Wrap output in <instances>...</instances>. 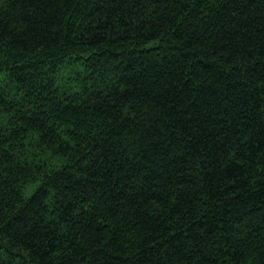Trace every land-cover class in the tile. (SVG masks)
<instances>
[{
	"label": "trees",
	"instance_id": "obj_1",
	"mask_svg": "<svg viewBox=\"0 0 264 264\" xmlns=\"http://www.w3.org/2000/svg\"><path fill=\"white\" fill-rule=\"evenodd\" d=\"M0 264H264V0H0Z\"/></svg>",
	"mask_w": 264,
	"mask_h": 264
},
{
	"label": "rangeland",
	"instance_id": "obj_2",
	"mask_svg": "<svg viewBox=\"0 0 264 264\" xmlns=\"http://www.w3.org/2000/svg\"><path fill=\"white\" fill-rule=\"evenodd\" d=\"M26 192L29 193L30 192V189L28 188Z\"/></svg>",
	"mask_w": 264,
	"mask_h": 264
}]
</instances>
